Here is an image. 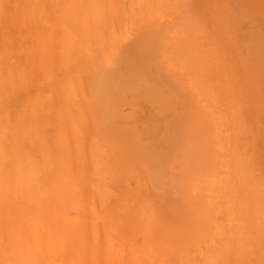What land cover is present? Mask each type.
Instances as JSON below:
<instances>
[{
  "label": "bare ground",
  "instance_id": "1",
  "mask_svg": "<svg viewBox=\"0 0 264 264\" xmlns=\"http://www.w3.org/2000/svg\"><path fill=\"white\" fill-rule=\"evenodd\" d=\"M0 264H264V0H0Z\"/></svg>",
  "mask_w": 264,
  "mask_h": 264
}]
</instances>
